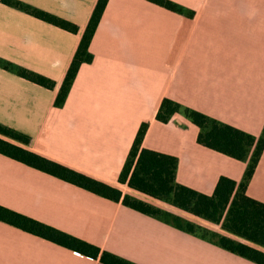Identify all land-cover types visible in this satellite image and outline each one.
<instances>
[{
    "label": "crops",
    "instance_id": "obj_1",
    "mask_svg": "<svg viewBox=\"0 0 264 264\" xmlns=\"http://www.w3.org/2000/svg\"><path fill=\"white\" fill-rule=\"evenodd\" d=\"M22 1L79 30L0 1V58L56 81L47 88L0 66V122L31 138L16 143L159 205L118 181L147 121L142 146L177 156L178 182L211 193L222 174L241 179L246 161L200 144L198 126L182 112L168 122L155 114L169 97L260 134L264 0H173L181 11L150 0H108L90 42L93 58L81 64L62 106L54 98L97 0ZM246 192L264 201V149ZM0 204L137 264H258L3 153ZM0 264L109 263L0 220Z\"/></svg>",
    "mask_w": 264,
    "mask_h": 264
},
{
    "label": "trees",
    "instance_id": "obj_2",
    "mask_svg": "<svg viewBox=\"0 0 264 264\" xmlns=\"http://www.w3.org/2000/svg\"><path fill=\"white\" fill-rule=\"evenodd\" d=\"M0 1L71 32L79 30L76 23L22 0ZM107 1L97 0L92 9L55 95V106L64 104L81 64L90 62L93 58L89 46ZM150 1L174 11L182 10V6L173 0ZM0 66L47 88H54L56 85L54 79L2 58H0ZM179 112L198 126L197 141L200 144L246 161L241 179L236 180L222 174L211 193H205L178 182L176 180L177 156L142 146L148 127V122L143 121L118 173V181L202 220L216 224L219 229L210 228L183 214L167 210L130 193H124L116 186L24 147L15 141L29 143L30 136L1 122L0 153L106 198L121 200L125 205L160 218L179 229L196 234L258 264H264V201L246 192L248 182L264 149V125L260 134L254 135L169 97L161 100L155 117L162 122H168L174 114ZM0 220L86 255L99 256L102 261L109 264H137L103 251L95 244L2 204H0Z\"/></svg>",
    "mask_w": 264,
    "mask_h": 264
},
{
    "label": "rangeland",
    "instance_id": "obj_3",
    "mask_svg": "<svg viewBox=\"0 0 264 264\" xmlns=\"http://www.w3.org/2000/svg\"><path fill=\"white\" fill-rule=\"evenodd\" d=\"M155 201L158 202L157 204H159V206H161V207H163V208H165L167 210H170V211H173V212H176V213L178 211V209H176L173 205L168 204L165 201H162V200H155ZM182 214L187 217V214H185V213H182ZM195 221H197L199 223H203V224H208V223L202 221L200 218H196V217H195ZM212 226L215 227V228H218L216 224H213Z\"/></svg>",
    "mask_w": 264,
    "mask_h": 264
}]
</instances>
